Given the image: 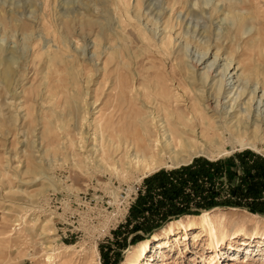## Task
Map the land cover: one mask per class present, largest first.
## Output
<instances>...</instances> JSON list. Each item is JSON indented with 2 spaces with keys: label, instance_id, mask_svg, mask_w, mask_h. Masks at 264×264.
Masks as SVG:
<instances>
[{
  "label": "rangeland",
  "instance_id": "obj_1",
  "mask_svg": "<svg viewBox=\"0 0 264 264\" xmlns=\"http://www.w3.org/2000/svg\"><path fill=\"white\" fill-rule=\"evenodd\" d=\"M258 31L260 46L248 48L246 42ZM166 35L171 36L169 45L162 41ZM204 53L207 61L194 66ZM216 54L222 65L232 60L236 69L246 60L247 69H239V76L249 80L247 88L263 92L264 0H0V264H39L50 255L58 257L56 253L64 254L62 259L67 247L76 248L79 260H95L98 252L100 264H124L132 248L146 242L154 246L153 237L167 223L198 217L204 209L223 211L213 225L219 236L228 238L217 253L207 235L196 241L189 233L184 239L182 230L179 241L171 242L155 264H210L212 254L218 255L213 264H264V214L238 204L187 213L151 233H134L135 217L126 225L136 188L146 189L156 173L175 176L173 172L197 160L225 161L245 151L264 157V142L258 152L243 149L238 141L233 150L234 137L217 144L231 154L217 160L196 156L185 165L146 176L137 169L118 173L99 163L104 144L108 162L119 169L124 161V149L107 148L97 129L103 118L98 112H112L108 95L118 72L138 88H147V96L135 93L137 103L158 118L155 99L160 95L154 86L164 82L181 93L179 83L200 82ZM215 68L212 84L220 79L221 66ZM235 92L236 87L232 97ZM246 93L239 102L232 98L228 103L254 129L261 123V110L255 101L249 107L252 93ZM74 157L86 167H74ZM243 173L239 164L231 178L226 172L215 175L223 194L218 199L230 198L228 184L241 183ZM191 188L187 183L185 190ZM256 217L263 218L259 225ZM138 233L144 239L133 242Z\"/></svg>",
  "mask_w": 264,
  "mask_h": 264
},
{
  "label": "bare ground",
  "instance_id": "obj_2",
  "mask_svg": "<svg viewBox=\"0 0 264 264\" xmlns=\"http://www.w3.org/2000/svg\"><path fill=\"white\" fill-rule=\"evenodd\" d=\"M261 35L262 33L258 31L256 35L248 40L246 42L248 48L255 50L256 47H259L258 36ZM162 41H165L164 45H169L171 36L167 37L166 35ZM207 53L201 54L198 60L195 61L194 66L205 63L208 59ZM231 63L232 60H227L226 63L222 65L219 55L216 54L215 58L212 61H208L206 64L207 69L206 72L199 77V81L201 80L200 82L193 78V80L187 78L188 80L179 83L178 90L181 91V93H174L169 85L164 82H161L162 85H155L154 91L158 92L160 95L159 98L155 99L157 100L155 104L156 108L161 114L158 118L149 114L148 111H146L145 105L142 104L143 107L139 104L140 102L137 103L138 97L135 93L141 91L143 95L147 96V88L145 86H143V88H138V85L132 84L130 79L125 78L118 72L115 78V85L112 86L111 93L108 95V98L113 103L111 105L112 112L109 115L98 112L103 118L99 121L97 129L101 132V138L104 139L102 141L107 143V148H114V151L124 149V161L120 164L121 167L119 166V169L118 165H115V163L111 164L108 162L106 159L107 157L103 156L106 153L108 154V150H105L104 144L101 145V157L99 158L100 166H105L108 170L113 169V171L118 173H128L131 170L133 171V169L135 172L137 169L141 171L143 176H146L161 168H174L185 165L191 162L192 158L196 156L204 155L210 159H216L224 154H231L233 151L227 150V148L223 149L222 146L218 148L217 144L223 145L228 139L233 141L234 137L235 140L232 145L233 150L237 148L236 146H238V144H236V142L238 141L243 149L252 147V149L258 152V144L264 142V90L262 92V90L253 85H251L253 86L252 88H247L246 81L249 80H244V77H242L243 74L239 76V69H247L246 60L241 59L239 61L238 69L233 67ZM214 66H216V68L221 66V72L220 79L216 81L215 84H212V81L215 79L213 73ZM185 76H187V74ZM190 77L191 75L189 78ZM61 78L62 76H59V82ZM198 84H201L204 89H201V86L198 88ZM234 87H236L235 93L238 95L235 96L236 94H234L232 97L231 90ZM210 88L213 90L211 91V95ZM239 88L240 90L238 91ZM246 92L252 93L249 99V107L251 103L255 101L257 108L261 110H259L260 113L258 114V121L261 123H258L254 129H252V127L248 129V125L245 124L247 120L245 122L242 121V116H238L236 110L233 108L234 105L231 106L228 103L232 98L235 99L234 101L231 100L232 102L236 100L239 102L238 98L241 97L242 99V96L247 94ZM57 96L59 95L56 94L55 97ZM98 98L99 95L95 97V103L99 102ZM50 99H52V97H50ZM24 103H28L27 100H25ZM214 103L216 104L214 105ZM182 106L183 109L178 111L177 109ZM262 107L263 109H261ZM153 127L154 130L151 132L150 130L153 129ZM227 133H229L230 136H227ZM243 137H247L248 141L245 142ZM73 163L74 167L78 169H82V166H84L81 160L79 161L76 157H74ZM204 210L203 214L198 217L181 218L179 221L167 223L164 228H162V231L153 237L154 240L152 243H154V246H152L150 242H146L132 248L124 264H155L156 259L159 258L161 260V258H163L164 250L168 247H172L171 242L174 243L177 239L179 241V233L182 232V230L184 231V239L187 238L189 233H191L192 238L196 241L202 236L207 235L213 245L212 247L216 249L217 253V248L220 246V243L223 244L227 240L226 238H228V236L226 237L223 233L219 236L217 229L214 228L213 225L215 219L223 216L218 214L223 211H220L221 209H219L218 212L214 211V209L213 211L210 210L212 212ZM256 220H258L256 222L259 225V222H261L263 218L256 217ZM193 228H198V230L192 233L193 231L190 232L189 230H193ZM51 234L53 235V233ZM237 235L238 234H233L231 236L232 238H236ZM182 238L183 237L180 239ZM247 244L248 243H245V245ZM44 248L49 247L45 246ZM75 249L74 247H67L65 251L66 255L63 257L65 260H62L63 258L61 259V256L64 254L56 253L58 257L50 255L38 263L100 264L98 252H95V260L86 258L79 260V258L75 256ZM71 250L75 251L71 252ZM217 256V254H212L209 259L210 264L215 262ZM57 258L60 259L58 260ZM161 262L162 264L164 263L163 260ZM161 262L159 263L161 264Z\"/></svg>",
  "mask_w": 264,
  "mask_h": 264
},
{
  "label": "trees",
  "instance_id": "obj_3",
  "mask_svg": "<svg viewBox=\"0 0 264 264\" xmlns=\"http://www.w3.org/2000/svg\"><path fill=\"white\" fill-rule=\"evenodd\" d=\"M235 158H238L240 163H237ZM239 164L244 171L241 183L235 185L229 183L227 192L230 193V198L218 199V196L223 194L219 186L221 185L220 177L216 176L226 172L230 178L233 177ZM168 174L158 172L148 179L145 192H140L137 200L132 204L126 225L132 221V217L139 219L134 223L131 222L133 224L130 223L134 233L139 230L151 233L171 219L179 218L187 213L200 215L203 208L219 204H238L247 207L251 212H256L253 214H264V157L255 152L245 151L218 162L197 160L173 172L175 176H170V172ZM189 182L192 184L191 191L185 190ZM156 187L159 191L157 193L154 192ZM144 237L143 234H135L133 242L143 240Z\"/></svg>",
  "mask_w": 264,
  "mask_h": 264
},
{
  "label": "built area",
  "instance_id": "obj_4",
  "mask_svg": "<svg viewBox=\"0 0 264 264\" xmlns=\"http://www.w3.org/2000/svg\"><path fill=\"white\" fill-rule=\"evenodd\" d=\"M140 192H142V193L145 192V189H143L142 186H140V187L138 186V187L136 188L135 193H136L137 196H136L135 199L132 201V203L130 204V206H127V207H128V208H127L128 211H130V208H131L132 204L137 200V197L139 196L138 194H139ZM159 196H160V195H159ZM130 212H131V211H130ZM130 212H128L127 216L130 215ZM148 213H149V212H148ZM127 216H126V217H127ZM64 235H65V236H64ZM64 235H63V236L66 238V232H64ZM59 237L62 238V235H60ZM65 238H64V239H65ZM63 242H64V241H63V238H62L61 243L64 244Z\"/></svg>",
  "mask_w": 264,
  "mask_h": 264
}]
</instances>
